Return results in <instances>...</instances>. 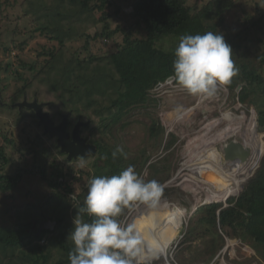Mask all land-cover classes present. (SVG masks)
Masks as SVG:
<instances>
[{
    "label": "rangeland",
    "instance_id": "1",
    "mask_svg": "<svg viewBox=\"0 0 264 264\" xmlns=\"http://www.w3.org/2000/svg\"><path fill=\"white\" fill-rule=\"evenodd\" d=\"M70 1L72 0H0V145L6 148L8 156V162L2 165L0 175L16 174L21 170L25 172L38 167L45 170L49 179L63 182L59 189L53 190L37 173L30 174L31 176L25 173L12 191L7 194L0 193V224L15 222L16 219L33 221L34 230L44 221L39 219L45 218V215L58 214L65 218V229L69 223H73L76 216L77 203L72 199V195L75 193L77 198L82 195L84 200L88 181L94 176L106 175L107 172V168L100 164L98 154L83 158V168L79 166L81 158L68 161L59 149L57 140L44 132L39 118L35 121L33 112H20L19 108L14 107L24 96L32 101L35 98L39 100L40 93L51 95L52 98L45 97L43 101H52L47 104L45 111L56 123L63 120L64 114L69 113L71 127L79 120L90 121L89 126L83 128L85 136L89 135L93 140L105 139L98 131L101 126L99 116L93 110L78 111L79 113H73L71 116V106L60 97L50 94L48 88L52 84L49 87L50 82L45 80L39 70L44 67L43 63L52 60L47 55L49 51L55 52L56 56L62 54L58 58L60 65L65 64L61 57L64 56L67 61V58H72L79 50L77 55L81 59L93 58L89 64H92V67L89 69L95 71L104 66L110 53L109 49L114 44L112 39L105 42L107 46L99 39L92 40L87 48L88 35H93L103 28V17L110 16L113 27L119 22L125 27L129 23H135L137 20L132 15V0H116L121 6L117 16L114 15L117 7H107L103 11L82 10L79 2H76V6L74 1L72 4ZM197 1L200 0H186V3L193 7ZM202 2L204 0L200 1ZM257 4L264 7V0H240L229 13L207 23V26L209 31L222 34L225 42H229L239 72L247 65L249 71L257 69L259 74H256L264 77V66L263 70L261 68L264 60V42L261 45L251 35L244 36L243 39L241 36L238 40L241 44L233 42L244 27L243 9L255 16ZM43 6L47 8L42 11ZM56 7L64 11L65 16L61 20L56 17ZM36 10L38 13L34 14ZM42 13L45 15L41 23H46L48 19L52 25L61 27L59 33H65L68 35L66 39H71L66 40L64 44L60 40L50 39L48 34L42 31L37 20V16ZM135 25L140 31L139 36H143V26L140 23L137 25V22ZM121 36L119 41L123 39ZM177 41V37H168L159 40L157 45L163 50L172 51ZM122 55L133 60L146 57L145 52L136 48L126 49ZM34 65H37V69L33 68ZM80 83L77 81L75 84ZM243 85L244 83L239 84L235 88L236 96L226 87L215 97L207 98L188 94L178 84L172 83L170 78L153 89L151 96L127 117L130 124L122 134L114 133L109 140L112 145L120 142L123 149L130 153L128 157L141 156L146 146L149 160L156 164L154 170L145 167L141 175L146 180L155 179L165 187L163 199L167 203L163 208L153 211L139 205L126 209L123 218L121 217L126 223L142 222L149 239L155 236L159 240L156 244L159 254L153 259L152 254L147 253L143 257L147 263L264 264V256L256 251L257 247L251 241L227 236L219 224L217 232L225 238V242L215 249L213 256L206 249L212 242L211 234H204L202 228L192 230L196 227V213L199 207L240 195L258 169V161H262L264 132H260L258 128V113L264 111V91H261L262 86L255 80V84L250 88V98L242 103L239 101V93ZM26 90L27 92H24ZM5 104L9 107H5ZM155 119H161L164 125L163 134L157 140L147 138L145 133L147 124ZM238 127L244 129L245 135L249 133V144L254 151L248 160L241 162V167L224 168L219 152L224 142L219 139ZM4 135L13 139L15 145H4ZM171 140L172 146L166 147ZM201 161L207 163L206 169L199 164ZM194 165L197 167L191 171L190 167ZM241 169L247 174L246 177L241 176ZM195 174H202L205 178ZM230 176L233 178L229 180ZM217 177L222 180L218 181ZM61 191L66 195H61ZM213 191L217 196L210 200L207 194ZM52 194L54 200L50 199ZM172 225L182 227L178 229L174 243L163 244L161 239L167 235ZM241 243L246 247L242 248ZM253 251L255 254L247 258L246 255Z\"/></svg>",
    "mask_w": 264,
    "mask_h": 264
},
{
    "label": "trees",
    "instance_id": "2",
    "mask_svg": "<svg viewBox=\"0 0 264 264\" xmlns=\"http://www.w3.org/2000/svg\"><path fill=\"white\" fill-rule=\"evenodd\" d=\"M73 1L75 3L79 2L82 10L95 9L103 11L112 6L117 7L114 10L115 16L121 10L119 2L116 0H72L70 4ZM200 1L190 7L187 5L186 0H132V15L137 20V25L140 23L143 26L145 30L143 36H139L140 31L135 25L136 22L129 23L126 27L119 22L113 27L109 19L110 16L103 17V28L100 31L97 30L93 35H88L89 39L86 46L88 48L92 40L98 39L105 46L108 45L105 42L111 39L114 44L109 49L110 53L104 66L98 67L95 71L89 69L92 65L89 64L93 61V58L89 60L81 59L77 55L79 50L72 58H67V61H65L64 56L61 57L62 62L65 63L62 65L58 61L62 54L56 56L53 51L47 52L52 60L43 63L44 67L39 72L43 73L45 80L50 82L49 87L52 84L48 88L50 94L60 97L66 104L71 106L69 107L72 110L70 111L71 116L73 113H79L78 111L90 112V110H93L100 118L101 126L98 131L106 140L102 138L94 140V142L99 150V162L103 168H107L106 175H118L129 165L135 166V170L139 174H142L145 167L154 170L156 163L149 160L146 146L139 157H128L130 153L124 150L128 155L126 158L118 156L113 159L111 156L112 151L117 146L122 147V145L120 142L112 145L109 140H111L114 133L117 135L122 134L126 126L130 124L127 117L151 96L150 93L153 89L170 78H172V83L177 84L172 64L175 59L174 51L178 46L179 37L186 34L202 35L208 32L207 23L229 13L240 0H204L202 3ZM76 6H78V3H76ZM46 8V6H43L42 11ZM56 9V17L61 20L65 16L64 11L57 7ZM257 12L255 16H251L249 11L243 9L244 27L237 34L235 38L237 41L233 40L235 44H241L238 41L241 36L243 39L244 36L251 35L262 45L264 42V7L261 4H257ZM33 13L37 14L38 12L36 10ZM44 15V13L39 14L37 20L40 22L42 31H45L50 39L60 40L63 44L66 40L71 39H66L67 34L59 33L61 27L52 25L48 19L46 23H41ZM120 35H122V41L118 40ZM168 37L178 38L177 45L172 51L163 50L157 45L159 40ZM226 43L230 45L229 42ZM132 48L145 52L146 57L133 60L122 55V52L126 49ZM262 66H264V60H262L261 68ZM33 68L37 69V65H34ZM256 73L259 74L257 69L249 71L247 65H244L241 72L227 86L232 94L236 96L235 88L244 83L239 93L240 102L245 103L250 98V88L255 84V80H258V85L262 86L261 91H264V77L262 75L258 76ZM77 81L81 83L75 84ZM24 92H27V90ZM45 97L47 99L52 98L51 95H41L40 93L39 100L44 102ZM50 102L52 101L44 102L46 107ZM5 107H9V105L5 104ZM20 110V112H33L34 119L37 121L38 116L34 110L27 108ZM258 115L259 131L264 132V111H259ZM163 131L162 120L155 119L149 125L147 124L145 133L147 138L157 140L163 134ZM95 133H97V129ZM3 139L4 145H15L14 140L8 136L4 135ZM172 144L173 141L171 140L168 145L166 144V147H170ZM5 149L3 145H0V171L3 170L2 165L8 162ZM105 156H107L106 159L103 158ZM25 173L26 175L29 174L28 176L37 173L53 190L59 189L58 187L63 184L61 181L49 179L44 169L35 167L25 172L24 170L18 171L16 174H1L0 193L7 194L12 191L23 179ZM62 194L65 193L61 191ZM53 195L50 196L51 200H54ZM81 196L79 195L74 202L81 201L82 204L83 199ZM56 200L58 199L56 198ZM227 203L228 205L224 208H222V203H211L205 204L197 210L196 227L192 230L202 228L204 234H211L212 242L206 248L207 252L213 256L215 249L221 247L225 242V238L217 232L219 224L227 236L251 241L257 247H255L256 251L264 256V156L260 166L250 177L244 192L238 196L229 197ZM44 217L39 220L56 221V225L53 229H44L41 233H38V228L33 230V221L27 222L16 219L15 222L12 221L13 224L12 222L0 224V264H69L68 254L73 245L67 239V236L73 227V223L71 225L69 223L64 229L66 224L64 223V216L55 214L53 216L45 215ZM178 217H180V214H178ZM84 219L90 221L91 218L84 217ZM179 226L172 225L167 235L162 237L161 242L166 245L174 243L177 238V231L182 227L179 228ZM240 245H242V248L246 247L244 243ZM156 248L158 249L157 245ZM253 254H255L254 251L246 257L251 258ZM146 264L149 263L146 262Z\"/></svg>",
    "mask_w": 264,
    "mask_h": 264
},
{
    "label": "clouds",
    "instance_id": "3",
    "mask_svg": "<svg viewBox=\"0 0 264 264\" xmlns=\"http://www.w3.org/2000/svg\"><path fill=\"white\" fill-rule=\"evenodd\" d=\"M174 56L175 82L193 96L213 98L239 73L231 46L218 32L180 36ZM111 156L126 158L127 154L117 146ZM79 166H85L83 158ZM163 198L164 186L155 179H144L133 165L118 175L91 178L83 203L77 201L73 227L67 236L73 245L69 264H146L143 257L147 253L154 259L159 254V240L155 236L149 239L142 222L126 223L121 217L126 209L139 205L159 210L167 203ZM72 199H77L75 193Z\"/></svg>",
    "mask_w": 264,
    "mask_h": 264
},
{
    "label": "water",
    "instance_id": "4",
    "mask_svg": "<svg viewBox=\"0 0 264 264\" xmlns=\"http://www.w3.org/2000/svg\"><path fill=\"white\" fill-rule=\"evenodd\" d=\"M44 105L45 103L44 102L40 103L37 98L30 101L27 96H24L22 101L14 104V107H18L19 109L29 108L34 110L39 118V122L43 125L44 132L46 134H49L51 137L56 136L58 147H60L62 152L68 153L69 160L73 159L74 157H77L78 155L83 157L96 155L97 152L96 144L86 143V139L81 136V126L88 125L90 121L84 122L82 120H79L76 123L73 132L70 133L67 129L69 122L68 119L69 113L64 114L62 122L57 125L50 116V114L43 109ZM243 130H244L243 128L238 127L235 130L226 133L223 137L220 138V141L231 144L232 146L235 147L236 151L237 150L242 151L240 149V145H244L245 149L242 152L251 153L254 151V148L251 145H247V142L245 143V132H243ZM263 155L264 152L262 154V157ZM243 192L244 189L242 190L241 193ZM218 202L223 204L222 208L227 206V198L225 200H220V201L217 200L216 202H212V203H218ZM55 224L56 221H52V220L41 221L38 228V233H41L44 229L50 227L53 229L55 227L54 226Z\"/></svg>",
    "mask_w": 264,
    "mask_h": 264
},
{
    "label": "bare ground",
    "instance_id": "5",
    "mask_svg": "<svg viewBox=\"0 0 264 264\" xmlns=\"http://www.w3.org/2000/svg\"><path fill=\"white\" fill-rule=\"evenodd\" d=\"M240 117V116H239ZM250 128V127H249ZM236 129V128H235ZM229 132H231V131H229ZM225 135V134H224ZM223 135V136H224ZM222 136V137H223ZM220 140V139H219ZM247 142V145H250L249 144V133L247 134V135H245V143ZM219 143V142H218ZM222 143V142H221ZM222 147V149H219V152H220V155H221V162H223L224 163V165H225V167L224 168H228V169H234V168H236V167H241V162L243 163V162H245L246 160H248L249 159V157H250V155H251V153H245V152H242L244 149H245V146L244 145H240V149L242 150V151H236V149H235V147L234 146H232L231 144H229V143H224V145H222L221 146ZM218 154V153H217ZM193 163H194V161H192ZM259 163H260V160L258 161V165H259ZM204 169H206V164L207 163H204L203 161H201L200 163H199ZM211 166V165H210ZM197 166L196 165H194V166H192V167H190V169H191V171H192V169H194V168H196ZM214 172H215V170H213ZM241 171H242V169H241ZM232 173V172H231ZM195 175H202V174H195ZM246 175L247 174H244L243 173V171L241 172V176H244V177H246ZM191 177H192V175H191ZM201 177H203V178H205V176L204 175H202ZM223 177H227V175H223ZM216 178V177H215ZM221 178H222V176H221ZM220 178V179H221ZM233 177L232 176H230L229 177V180L230 179H232ZM217 179H218V181L220 180L219 179V177H217ZM222 180V179H221ZM220 180V181H221ZM187 181L188 182H192V180L190 179V181H189V179H187ZM196 186V185H195ZM208 190V189H207ZM208 199L210 198V200H212V199H214L216 196H217V194L216 193H214V191L212 192V193H209L208 192Z\"/></svg>",
    "mask_w": 264,
    "mask_h": 264
},
{
    "label": "flooded vegetation",
    "instance_id": "6",
    "mask_svg": "<svg viewBox=\"0 0 264 264\" xmlns=\"http://www.w3.org/2000/svg\"><path fill=\"white\" fill-rule=\"evenodd\" d=\"M40 103H42V102H40ZM45 107H46V105H44V107H43L44 110H45ZM68 119H69V122H68L67 129H68V131H69L70 133H72L73 130H74V127H75L76 123L73 125V127H71V124H72V122L70 121L71 117L69 116ZM61 122H62V120H61L60 122H58V123H56V122H55V123L58 125V124H60ZM89 124H90V123H89ZM89 124H88V125H82V126H81V136L84 137V138L86 139V143H88V144H95L94 140H93L89 135H88V136H87V135L85 136V133L83 132V128L88 127ZM47 135L50 137L49 134H47ZM52 138H55V139L57 140L56 136H54V137H52ZM59 149H60V147H59ZM61 152H62V151H61ZM98 153H99V150L97 149L96 155H97ZM63 154L66 156V159H67L68 161H72L73 159H77V158H86V157H83V156L78 155L77 157H74L73 159L69 160V159H68V153L63 152ZM90 156H95V155H90ZM98 156H99V154H98ZM87 157H89V156H87ZM50 229H52V228L50 227Z\"/></svg>",
    "mask_w": 264,
    "mask_h": 264
}]
</instances>
